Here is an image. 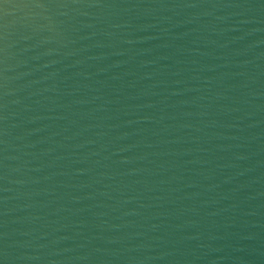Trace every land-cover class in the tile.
Masks as SVG:
<instances>
[{
  "label": "water",
  "instance_id": "1",
  "mask_svg": "<svg viewBox=\"0 0 264 264\" xmlns=\"http://www.w3.org/2000/svg\"><path fill=\"white\" fill-rule=\"evenodd\" d=\"M0 264H264V0H2Z\"/></svg>",
  "mask_w": 264,
  "mask_h": 264
},
{
  "label": "snow or ice",
  "instance_id": "2",
  "mask_svg": "<svg viewBox=\"0 0 264 264\" xmlns=\"http://www.w3.org/2000/svg\"><path fill=\"white\" fill-rule=\"evenodd\" d=\"M0 2H2V0H0Z\"/></svg>",
  "mask_w": 264,
  "mask_h": 264
}]
</instances>
